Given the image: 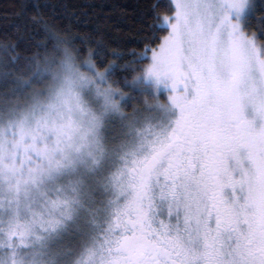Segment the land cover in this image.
Returning <instances> with one entry per match:
<instances>
[{"label":"snow or ice","instance_id":"6c2138e0","mask_svg":"<svg viewBox=\"0 0 264 264\" xmlns=\"http://www.w3.org/2000/svg\"><path fill=\"white\" fill-rule=\"evenodd\" d=\"M173 2L132 81L169 93L162 118L121 115L109 135L111 89L95 109L71 86L0 115V264H264V44L245 34L250 2Z\"/></svg>","mask_w":264,"mask_h":264},{"label":"trees","instance_id":"16d2710c","mask_svg":"<svg viewBox=\"0 0 264 264\" xmlns=\"http://www.w3.org/2000/svg\"><path fill=\"white\" fill-rule=\"evenodd\" d=\"M173 11L171 0H0V111L38 91L49 77L37 80L35 71L58 70L66 51L70 63L91 65L93 78L110 69L105 87L121 112L145 110L152 90L132 81L148 63L145 48L167 35L163 20ZM246 14L245 32L264 44V0H250Z\"/></svg>","mask_w":264,"mask_h":264},{"label":"rangeland","instance_id":"374dc122","mask_svg":"<svg viewBox=\"0 0 264 264\" xmlns=\"http://www.w3.org/2000/svg\"><path fill=\"white\" fill-rule=\"evenodd\" d=\"M171 2L174 10L172 16H174L175 5L173 0H171ZM164 21L165 19L163 20V24L168 28V33H169L170 27L167 24H165ZM245 34L248 35L249 37L254 36V35H249L246 32ZM151 54L152 53L149 54L148 63L145 66V68L151 62L150 60ZM65 61H66L65 64L60 63L58 70H54L53 72L50 70L35 71L34 74H37L35 75L37 77V80H42V78L46 76L47 78L49 77L48 81L42 83L41 86H39L38 91H36V89H33L32 93L30 94V97L27 98L26 96L25 100L22 99V102H20V104L17 101H13V104L15 106L10 108L4 106L2 108L3 111H0V115H8L10 113H15L17 115H27L31 113L33 110L45 109L50 104L56 102L58 96L62 92H66L70 86L75 92H77L81 96L82 99L85 100V102L89 103L91 107L95 109H101L104 104V99L103 97H97V89L101 91L107 90L108 88L105 87V83L100 84L98 82V78H93L91 76L90 74L91 69H89V64L86 63L81 64L76 62L69 63L67 62L66 57H65ZM144 69H142L141 73L143 72ZM152 94H153L152 97H148V101L151 104H148L147 100L144 102L145 110L142 111L135 110L131 115H127L119 110V114L113 120L109 128L108 134L112 135L118 132L121 123L120 120L121 115L132 117L134 114H138L141 116L151 114L153 116H157L158 118H162L164 116V112L159 108V106L169 103V93L164 90H161L160 93H157L152 90ZM13 97L17 98L15 96ZM115 102L118 104L116 100ZM243 155H244V150H241V156L243 157ZM232 163L233 162L229 160L230 167L232 166ZM243 163L245 166H247L248 164L246 160L243 161ZM237 174L238 172L234 173V175ZM227 191H228L227 192L228 195L230 190Z\"/></svg>","mask_w":264,"mask_h":264},{"label":"clouds","instance_id":"9594fccd","mask_svg":"<svg viewBox=\"0 0 264 264\" xmlns=\"http://www.w3.org/2000/svg\"><path fill=\"white\" fill-rule=\"evenodd\" d=\"M65 57H66L67 61L70 63L72 57H71V55L67 51L65 52Z\"/></svg>","mask_w":264,"mask_h":264},{"label":"flooded vegetation","instance_id":"af4514ba","mask_svg":"<svg viewBox=\"0 0 264 264\" xmlns=\"http://www.w3.org/2000/svg\"><path fill=\"white\" fill-rule=\"evenodd\" d=\"M227 192H228V191H227V190H225V194H226V195H227Z\"/></svg>","mask_w":264,"mask_h":264}]
</instances>
